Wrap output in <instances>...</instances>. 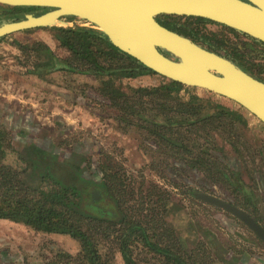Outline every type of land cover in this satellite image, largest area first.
<instances>
[{
	"label": "trees",
	"instance_id": "trees-1",
	"mask_svg": "<svg viewBox=\"0 0 264 264\" xmlns=\"http://www.w3.org/2000/svg\"><path fill=\"white\" fill-rule=\"evenodd\" d=\"M47 10L0 5V25ZM182 19L185 22L181 23ZM65 20L77 22L74 18ZM157 20L212 51L225 50L227 57L251 75L255 67L260 68L259 73H264V62L254 64L251 60L264 61L262 42L203 18L162 15ZM207 24L221 26L226 33L247 41L235 42L223 32H206ZM38 29L50 30L66 53L56 55L45 42L12 41L21 57L36 58L30 73L41 78L53 73L94 78L97 86L92 89L98 95L97 100L109 108L119 107L125 116L136 118L138 129L147 134L149 146L162 145L170 150L171 162L164 173L174 180L182 177L191 196L195 198L197 192L189 181L193 178L206 191L237 206L248 209L253 205L251 187L242 180L240 159L222 154L208 143L210 132L231 134L237 129V123L245 125L241 112L197 96L185 99L180 93L188 86L162 76L165 82L158 86L125 90L122 82L126 80L157 74L114 46L92 25L74 23ZM14 34L0 38V42L8 41ZM115 119L128 122L123 116ZM28 128L25 130L29 133ZM8 129L11 136L6 129H0V152L9 137L14 147L18 145V149H14L19 159L29 164L25 168H14L2 162L5 153H0V220L26 225L38 233L66 235L76 240L79 250L75 254L59 252L57 264H115L117 255L123 264H218L205 242L199 241L192 247L165 226L164 221L157 225L154 219L136 216L117 188V174L98 165L96 169L87 151L54 150L35 140V136L30 141L16 135L11 127ZM202 132L204 135L200 134ZM200 140L203 142L197 144ZM29 144L33 145L27 147ZM92 172H99L100 177L93 178ZM255 174L257 181L260 180V171ZM228 216L231 218L223 216L224 224L237 228L240 222ZM228 259L223 261L246 264L233 257ZM2 261H5L2 264L10 263L6 258Z\"/></svg>",
	"mask_w": 264,
	"mask_h": 264
},
{
	"label": "rangeland",
	"instance_id": "rangeland-1",
	"mask_svg": "<svg viewBox=\"0 0 264 264\" xmlns=\"http://www.w3.org/2000/svg\"><path fill=\"white\" fill-rule=\"evenodd\" d=\"M183 22L184 19L181 20ZM204 29L206 32H223L235 42L247 41L244 37L235 38L216 24H207ZM12 41H43L56 55L64 56L66 53L47 29L18 32L8 41L0 43L1 127L7 125V128L12 129L16 124L17 127L25 124L33 129L35 140L42 141L51 149L87 151L96 169L98 165L117 174V188L123 192L125 201L136 216L154 219L157 225L164 221L165 226L173 230L177 237H183L192 247H196L199 241L205 242L218 264H236L232 260L230 263L223 261L230 257L246 264H261L259 258H264V246L242 224L238 223L237 228L227 227L223 216L231 217L197 201L188 192L189 187L182 177L174 180L167 176L164 169L171 162L170 150L162 145L154 148L149 146L147 134L138 129L136 118L125 116L119 107L109 108L97 100L98 95L92 89V86H97L94 78L85 75L69 79L63 77L51 87L44 83L37 86L36 78H33L37 75L30 73L36 58L28 60L21 57ZM219 51L227 56L225 50ZM251 60L254 64L264 62L255 58ZM251 70L253 75L264 80V73H259V67ZM163 82L165 80L160 75H147L126 80L122 86L127 90L128 87L158 86ZM21 93L28 94L26 100L34 98L35 106L20 102ZM180 95L185 99L197 96L224 106H238L202 88L188 87ZM114 114L126 117L129 123L116 120ZM247 117L246 125L238 124L232 135L227 131L210 132L208 143H212L222 154L240 159L242 180L253 186L257 180L255 171L264 168V125L250 113H247ZM200 134L204 135V132ZM202 142L200 140L197 144ZM10 147L12 145L8 137L4 141V148L8 151ZM3 159L7 165L18 169L29 164L17 160L9 152ZM91 174L95 179L100 177L99 172ZM189 181L197 192H206L193 178ZM255 195L259 199V193L255 192ZM0 231H4L2 234L6 237L0 243V260L8 256L9 264H57L56 255L59 252L75 254L79 247V243L69 236L44 235L19 223L2 222ZM115 264H123L118 255Z\"/></svg>",
	"mask_w": 264,
	"mask_h": 264
},
{
	"label": "water",
	"instance_id": "water-1",
	"mask_svg": "<svg viewBox=\"0 0 264 264\" xmlns=\"http://www.w3.org/2000/svg\"><path fill=\"white\" fill-rule=\"evenodd\" d=\"M5 7L47 8L5 21L0 38L38 28L86 22L121 51L157 75L228 98L264 123V81L229 57L162 25V15L203 18L264 43V0H0ZM167 53V54H166ZM198 201L230 214L264 244V227L218 195L196 192Z\"/></svg>",
	"mask_w": 264,
	"mask_h": 264
},
{
	"label": "crops",
	"instance_id": "crops-1",
	"mask_svg": "<svg viewBox=\"0 0 264 264\" xmlns=\"http://www.w3.org/2000/svg\"><path fill=\"white\" fill-rule=\"evenodd\" d=\"M43 42V41H42ZM1 43V42H0ZM75 76H78V75H67V76H65V75H63V74H61V73H53V74H51V75H48V76H45L44 78H41V77H39V76H34L33 78H36V80L35 81H37V82H35V83H37V86L38 85H40L39 83H44L45 85H47L48 87H51V86H53V84L55 83V81L57 80V79H62L63 77H65V78H67V79H69L70 77H75ZM60 79V80H61ZM56 84V83H55ZM22 95L19 97L20 98V102H26V103H28V104H31V105H33V106H35V99L34 98H30V99H28V100H26V96H28V94H23V93H21ZM29 97H32V96H29ZM3 109V108H2ZM2 109H0V110H2ZM2 112V111H1ZM1 114H0V128L1 129H6L8 132H10V130L5 126V128H3L4 126H2L1 127V125H2V119H1ZM6 119V118H5ZM4 119V122H5V124H7L6 123V121H7V119L5 120ZM12 126V125H11ZM27 127V125H25V124H19V127H17V124H16V126L14 127V128H12V129H14L15 130V134L17 135V134H20L19 136L20 137H23V138H27V140H32V138L35 136L34 134H32L33 133V129L32 128H28V130H29V133L25 130V128ZM17 131V132H16ZM10 134V133H9ZM12 135V133L10 134V136ZM10 141H11V139H10ZM11 145H12V147H10V149L8 150V151H6V149L3 147L1 150V152H3L4 151V153H5V156L6 155H8V152H9V155H13L17 160H21V159H18V158H20L19 157V154L18 153H16L17 152V150L16 149H14L15 147L18 149V145L16 144L15 145V147H14V142L13 141H11ZM0 152V153H1ZM5 156H4V158H5ZM17 156H18V158H17ZM3 162H4V159H3ZM4 164H6L5 162H4ZM11 223V221H9V220H0V223ZM14 225H16V223H14V222H12ZM2 232H4V231H0V243L2 244V241H5L6 240V237L2 234ZM44 235H54V234H45V233H43ZM56 235V234H55ZM78 250H79V247H78ZM77 250V251H78ZM7 256V255H6ZM6 258V260H7V263H9V257L7 256V257H5ZM8 258V259H7ZM264 258H262V257H260L259 258V261H261V264H263L264 263ZM5 261H1L0 260V264H2V263H4Z\"/></svg>",
	"mask_w": 264,
	"mask_h": 264
},
{
	"label": "flooded vegetation",
	"instance_id": "flooded-vegetation-1",
	"mask_svg": "<svg viewBox=\"0 0 264 264\" xmlns=\"http://www.w3.org/2000/svg\"><path fill=\"white\" fill-rule=\"evenodd\" d=\"M225 98V97H224ZM226 99H228V98H226ZM228 100H230V99H228ZM230 101H232V100H230ZM233 103H235V104H237L236 102H234V101H232ZM238 106L237 107H235V106H230V104L228 105L227 104V106L226 107H228V108H230V109H232V110H237V111H239V112H241L243 115H244V117H245V119L246 118H248L247 117V113H250V112H248L246 109H244L243 107H241L239 104H237ZM251 114V113H250ZM252 115V114H251ZM253 116V115H252ZM255 117V116H254ZM256 118V117H255ZM257 119V118H256ZM259 120V119H258ZM260 121V120H259ZM261 122V121H260ZM246 123H247V119H246ZM263 125H264V123L263 122H261ZM239 123H237L236 125H238ZM242 125V124H241ZM246 125V124H245ZM244 125V126H245ZM235 132H236V130H235ZM234 132V133H235ZM231 135H232V133H231ZM33 144H29L27 147H29V146H32ZM259 171H260V173L262 174V176H261V179L260 180H256V183H255V185H253V186H251L250 185V187H251V190H252V193L250 194V195H252V197H253V205H251L248 209H246V208H244V207H241V206H237V205H235V204H233V205H235V206H237V207H239V208H241V209H243V210H245L246 212H248L249 213V215L250 216H252L253 218H254V220L256 221V222H258L260 225H262L263 227H264V168L262 167V168H260L259 169ZM254 186H255V188H254ZM198 192H203V191H198ZM255 192H257V194L259 193V199L257 198V196L255 195ZM196 193V192H195ZM206 193H211V192H209V191H206ZM211 194H213V193H211ZM215 195H217V194H215ZM226 200V199H225ZM228 201V200H227ZM228 202H230V201H228ZM231 203V202H230ZM215 208V207H214ZM217 209V208H216ZM219 210V209H218ZM228 214V213H227ZM228 215H230V214H228ZM231 216V215H230ZM233 217V216H232ZM234 218V217H233ZM255 218H258V221L255 219ZM237 220V219H236ZM241 223V222H240ZM242 224V223H241ZM242 226H244L248 231H249V229L244 225V224H242ZM256 238V237H255ZM256 240H257V242L261 245V246H264V244H263V242L261 241V240H259L258 238H256Z\"/></svg>",
	"mask_w": 264,
	"mask_h": 264
},
{
	"label": "built area",
	"instance_id": "built-area-1",
	"mask_svg": "<svg viewBox=\"0 0 264 264\" xmlns=\"http://www.w3.org/2000/svg\"><path fill=\"white\" fill-rule=\"evenodd\" d=\"M70 24V26H72V25H74V23H78V22H69Z\"/></svg>",
	"mask_w": 264,
	"mask_h": 264
},
{
	"label": "bare ground",
	"instance_id": "bare-ground-1",
	"mask_svg": "<svg viewBox=\"0 0 264 264\" xmlns=\"http://www.w3.org/2000/svg\"><path fill=\"white\" fill-rule=\"evenodd\" d=\"M78 22H80V21H78Z\"/></svg>",
	"mask_w": 264,
	"mask_h": 264
}]
</instances>
